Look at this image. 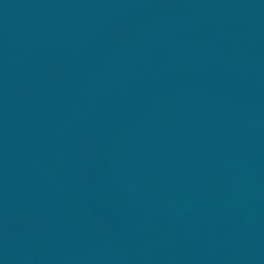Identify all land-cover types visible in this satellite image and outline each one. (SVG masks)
<instances>
[{
  "label": "water",
  "instance_id": "1",
  "mask_svg": "<svg viewBox=\"0 0 264 264\" xmlns=\"http://www.w3.org/2000/svg\"><path fill=\"white\" fill-rule=\"evenodd\" d=\"M0 264H264V0H164L0 82Z\"/></svg>",
  "mask_w": 264,
  "mask_h": 264
}]
</instances>
